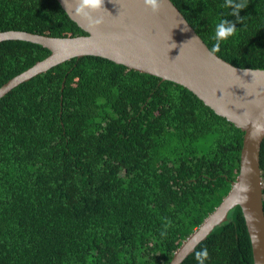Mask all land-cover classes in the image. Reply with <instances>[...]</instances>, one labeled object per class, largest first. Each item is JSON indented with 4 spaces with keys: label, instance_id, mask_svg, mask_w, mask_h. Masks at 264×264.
I'll return each mask as SVG.
<instances>
[{
    "label": "trees",
    "instance_id": "obj_1",
    "mask_svg": "<svg viewBox=\"0 0 264 264\" xmlns=\"http://www.w3.org/2000/svg\"><path fill=\"white\" fill-rule=\"evenodd\" d=\"M171 1L219 57L264 69V0ZM222 22L234 32L214 51ZM9 29L86 34L57 0H0ZM49 53L1 41L0 86ZM242 138L182 85L99 56L20 83L0 98V264H167L230 190ZM205 250L253 264L239 205L180 264Z\"/></svg>",
    "mask_w": 264,
    "mask_h": 264
},
{
    "label": "water",
    "instance_id": "obj_2",
    "mask_svg": "<svg viewBox=\"0 0 264 264\" xmlns=\"http://www.w3.org/2000/svg\"><path fill=\"white\" fill-rule=\"evenodd\" d=\"M86 34L55 37L25 30L0 31V42L37 43L50 53L0 86L12 88L74 57L99 56L130 69L182 85L217 115L243 132L239 168L221 202L181 242L167 264H180L239 205L250 239L253 264H264V181L260 147L264 138V69L241 68L211 51L171 0H159L157 14L143 0H103L87 19L80 0H57Z\"/></svg>",
    "mask_w": 264,
    "mask_h": 264
},
{
    "label": "clouds",
    "instance_id": "obj_3",
    "mask_svg": "<svg viewBox=\"0 0 264 264\" xmlns=\"http://www.w3.org/2000/svg\"><path fill=\"white\" fill-rule=\"evenodd\" d=\"M103 4V0H80L79 7L77 8V14L82 15L83 18L87 19V12L96 11ZM143 4L145 8L150 9L152 13L157 14L160 10L159 0H143ZM244 7L243 4L237 5L238 9H242ZM234 32V26H230L227 29L223 28V22L221 24H217L215 28V40L217 41L216 45L213 47L215 51L216 48L219 47V42L221 40H225L228 36H231ZM207 257V251H202L196 253V258L199 261V264H204L203 258Z\"/></svg>",
    "mask_w": 264,
    "mask_h": 264
}]
</instances>
